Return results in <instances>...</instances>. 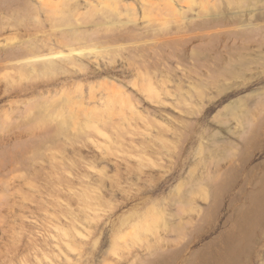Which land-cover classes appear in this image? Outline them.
Returning a JSON list of instances; mask_svg holds the SVG:
<instances>
[{
	"label": "rangeland",
	"instance_id": "rangeland-1",
	"mask_svg": "<svg viewBox=\"0 0 264 264\" xmlns=\"http://www.w3.org/2000/svg\"><path fill=\"white\" fill-rule=\"evenodd\" d=\"M2 1L0 264H263L264 0Z\"/></svg>",
	"mask_w": 264,
	"mask_h": 264
},
{
	"label": "bare ground",
	"instance_id": "bare-ground-1",
	"mask_svg": "<svg viewBox=\"0 0 264 264\" xmlns=\"http://www.w3.org/2000/svg\"><path fill=\"white\" fill-rule=\"evenodd\" d=\"M2 1V0H1ZM4 1V0H3ZM2 1V2H3ZM16 1H18V0H16ZM27 1V0H26ZM149 1V0H148ZM168 1V5L170 6V8L171 9H173V10H175V5H174V2H172V0H167ZM188 1H190V0H188ZM187 1V2H188ZM6 2H10V1H6ZM13 3H12V5L14 4L15 5V3H14V1H12ZM20 2V1H19ZM23 3H24V1H22ZM59 2H60V0H31V2L29 3V1H28V3L27 4H25L24 6H23V8L22 9H25V10H32V9H36V7H37V9H44V13H46V14H49V13H51V12H53V11H55L56 9H57V7H58V5H59ZM151 2V1H150ZM166 2V1H165ZM23 3H21L22 5H23ZM185 3V2H184ZM2 3H0V5H1ZM4 4H5V2H4ZM7 4V3H6ZM9 4H11V2L9 3ZM98 4H100V5H107V6H110L111 7V10L112 11H115V10H118V8H119V6H118V3L117 2H110L109 0H100L99 1V3ZM20 5V4H19ZM19 5H17V7L19 6ZM93 6H94V4H92ZM124 5H127L128 6V8H129V10H131L132 12H133V14H134V10H135V8H134V6L132 5V4H124ZM2 6V5H1ZM7 6H9V5H7ZM2 7H4V6H2ZM19 7H21V6H19ZM19 7L18 8H15L14 7V9L13 10H10V11H7V14H18L19 12H20V9H19ZM6 9V8H5ZM130 12V11H129ZM132 12H130V14L132 13ZM16 47H14V48H16V51H18V50H20L21 49V45H15ZM13 49V48H12ZM12 49H9L10 51H2V52H0V57H2V59H13L14 61H19V60H21V59H24V60H27L28 59V61L30 60L31 62H33V61H36V60H38V59H40V58H43L46 54L45 53H35V52H32L31 54H29V55H27V56H20V55H18V56H14V51L12 50ZM93 50H96V51H99L100 49H99V47H93ZM59 53H54V52H52V53H47V55H50V56H56V55H58ZM17 63V62H16ZM15 64V63H14ZM1 65V64H0ZM1 68H2V66H0ZM0 68V69H1ZM196 109H198V108H196ZM199 112V111H198ZM220 112H221V110H220ZM216 113H218V112H216ZM215 115V114H214ZM45 116V115H44ZM215 116H220V114L219 115H215ZM40 117V116H39ZM27 118V117H26ZM41 118V117H40ZM3 119H5V118H3ZM216 119V118H215ZM217 120V119H216ZM218 120L221 122V119H220V117H218ZM5 121V120H4ZM100 121H102V120H100ZM100 121H96V122H93V123H89L88 125L89 126H91L92 128H94V129H96V130H98L99 129V124H100ZM6 122V121H5ZM13 122V121H12ZM24 123H25V121H23ZM23 122H18V123H21V128H23L22 127V125H24V128H25V125L27 124V123H23ZM216 122H218V121H216ZM2 123V122H1ZM7 123V122H6ZM17 123V124H18ZM107 123V122H106ZM104 124L105 126L106 125H109L108 123L107 124ZM111 123V122H110ZM28 124H32V123H28ZM27 124V125H28ZM74 124V123H73ZM3 125H5V123H3ZM15 125V124H14ZM26 125V126H27ZM30 125H29V128H30ZM35 125V124H34ZM33 126V125H32ZM31 126V127H32ZM111 126H113V125H111ZM5 127H6V125H5ZM17 127H19V126H17ZM11 128H12V126H11ZM28 127H26V129H27ZM4 129V128H3ZM14 129H16V128H14ZM31 129V128H30ZM41 129V128H40ZM4 130H7L6 128L4 129ZM18 130H21V129H18ZM39 132H42V131H39ZM7 133V132H6ZM39 133L37 132V133H35L32 137H37V135H38ZM44 135V134H43ZM42 134L40 135L39 134V136H43ZM7 137V136H6ZM175 153V155H177L176 154V151L174 152ZM217 166V165H216ZM229 168H230V166H229ZM228 168V169H229ZM227 169V170H228ZM226 171V170H225ZM228 171H230V170H228ZM225 173H227V171L225 172ZM224 172H223V174H225ZM229 173V172H228ZM227 173V174H228ZM230 174V173H229ZM219 175V174H218ZM221 175H222V173H221ZM221 178V177H220ZM237 179V178H236ZM217 180H218V178H217ZM216 183H218V182H216ZM211 184H213V183H211ZM214 185H216V184H214ZM220 185V184H219ZM224 185V184H223ZM222 185V186H223ZM244 186V185H243ZM252 186V185H251ZM223 187H225V185L223 186ZM245 187V186H244ZM243 188V187H242ZM225 189V188H224ZM221 190V189H220ZM240 190V189H239ZM243 190V189H242ZM216 191H218V190H216ZM241 191V190H240ZM223 192V191H222ZM221 193V192H220ZM248 193V192H247ZM222 194V193H221ZM250 194V193H249ZM218 195V194H217ZM220 195V194H219ZM223 195V194H222ZM251 195V194H250ZM215 196V195H214ZM245 196H247V195H245ZM216 197V196H215ZM214 197V198H215ZM218 197V196H217ZM237 196H235V198H236ZM250 197V196H249ZM218 199V198H217ZM232 199V198H231ZM212 200H215V199H212ZM220 202V201H219ZM231 202V201H230ZM213 204H214V202H213ZM215 204H216V202H215ZM219 205V204H218ZM242 205V204H241ZM244 205V204H243ZM247 206H249V205H247ZM215 207V206H214ZM217 207V206H216ZM238 208H239V206H238ZM238 208H236L235 209V211L234 212H236V211H239L238 210ZM192 209H194V208H192ZM214 209V208H213ZM241 209V208H240ZM244 209H247L246 208V206H245V208ZM250 209H251V206H250ZM253 210H254V208H252ZM251 209V210H252ZM210 210H212V209H210ZM210 210H208V211H210ZM248 210V209H247ZM258 210H261L260 209V207L258 208ZM214 211L215 210H213V212H211L212 214L214 213ZM241 211V210H240ZM255 211H257V210H254V212ZM264 211V210H263ZM247 211H245L244 213H246ZM248 212H250V210H248ZM233 213V212H232ZM237 213H239L240 214V212H237ZM211 214V215H212ZM231 214V213H230ZM238 214V215H239ZM248 214V213H247ZM202 215V214H201ZM208 215H210V214H208ZM232 215H234V214H232ZM235 216V215H234ZM248 216V215H247ZM250 217H251V215H249ZM248 216V217H249ZM257 216H259V215H257ZM256 216V217H257ZM264 216V215H263ZM231 217V216H230ZM253 217V216H252ZM260 217V216H259ZM262 217V216H261ZM190 218V217H189ZM205 218V217H204ZM207 218V217H206ZM206 218H205V220H206ZM232 218V217H231ZM254 218V217H253ZM233 219V218H232ZM255 219V218H254ZM253 219V220H254ZM258 219H260V218H258ZM257 219V220H258ZM227 219H225V221H226ZM249 221V220H248ZM259 221H261V220H259ZM251 222V221H250ZM256 222V221H255ZM232 223H233V221H232ZM241 223V222H240ZM254 223V222H253ZM252 223V224H253ZM234 224V223H233ZM237 224H239V222H237ZM248 224H250V223H248ZM257 224V223H256ZM256 224H255V226H256ZM234 225H236V224H234ZM239 225H242V224H239ZM238 225V226H239ZM259 225V224H258ZM248 226V225H247ZM253 226V225H252ZM237 227V226H236ZM242 227V226H241ZM251 227V226H250ZM250 227H249V230L251 231V230H253V229H250ZM238 228V227H237ZM244 228V227H243ZM246 228V227H245ZM248 228V227H247ZM246 228V229H247ZM238 229H240V228H238ZM255 229H257V228H255ZM242 230L243 229H241V233H242V235L244 234L243 232H242ZM245 230V229H244ZM249 230H247V231H249ZM229 231V230H228ZM227 231V232H228ZM240 231V230H239ZM221 232H223V231H221ZM245 232V231H244ZM260 232H262V230L260 231ZM225 233V232H224ZM229 233L231 234V229H230V231H229ZM233 233H235V231H233ZM247 233V232H246ZM251 233H253V232H251ZM250 233V234H251ZM227 234V233H226ZM250 234H248V235H250ZM221 235H223L222 233H221ZM228 235V234H227ZM241 235V236H242ZM245 236H246V234H244ZM255 234H253V236H254ZM231 236V235H230ZM233 236V235H232ZM223 237H225L224 235H223ZM236 237V236H235ZM220 238H221V236H220ZM229 238V237H228ZM243 238H245V237H243ZM226 239V238H225ZM234 239V238H233ZM238 239V238H237ZM211 240V239H210ZM218 240V239H217ZM221 240V239H220ZM241 240V239H240ZM239 240V241H240ZM219 241V240H218ZM245 241H246V239H245ZM211 242V241H210ZM212 242H213V240H212ZM211 242V243H212ZM248 242V241H247ZM246 242V243H247ZM258 242V241H257ZM206 243V242H205ZM208 243V242H207ZM224 243H225V241H224ZM227 243V242H226ZM230 243H232V242H230ZM233 243H234V241H233ZM209 244V243H208ZM228 244V243H227ZM236 244H238L239 245V243H236ZM235 244V245H236ZM251 244H252V242H251ZM212 245V244H211ZM214 245V244H213ZM242 245V244H241ZM250 245V244H249ZM206 246V245H205ZM205 246H203V247H205ZM210 246V245H209ZM233 246V245H232ZM240 246V245H239ZM238 246V247H239ZM253 246V245H252ZM202 247V248H203ZM207 247V246H206ZM212 247V246H211ZM225 247V246H224ZM223 247V248H224ZM226 247H228L227 245H226ZM226 247L224 248V249H226ZM231 246H229V248H230ZM242 247V246H241ZM240 247V249H242ZM244 247V246H243ZM254 247V246H253ZM208 248H210V247H208ZM247 248V247H246ZM181 249V248H180ZM205 249V248H204ZM207 249V248H206ZM213 249V248H212ZM217 249V248H216ZM231 249V248H230ZM247 249H249V248H247ZM197 250L198 249H196V252H197ZM202 250V249H201ZM219 250V249H218ZM229 250V249H228ZM233 250V249H232ZM249 250H252L251 248L249 249ZM181 251V250H180ZM195 251V250H194ZM230 251V253L232 254V252H231V250H229ZM235 251H238V250H235ZM233 252V253H236V252ZM242 251H244V250H241V252H239V253H241V255H242ZM200 252V251H199ZM217 252V251H216ZM223 252V251H222ZM225 252H227V249H226V251ZM249 253V252H248ZM191 254V253H190ZM194 254H196V253H194ZM199 254V253H198ZM201 254V253H200ZM210 254V253H209ZM224 254V253H223ZM245 254V256L247 257V255H246V253H244ZM243 254V255H244ZM191 255H193V254H191ZM190 255V256H191ZM214 255V254H213ZM236 255V254H235ZM237 255H239V254H237ZM193 256H195V255H193ZM200 256V255H199ZM203 256V255H202ZM209 257H211V256H209ZM213 257V256H212ZM211 257V258H212ZM222 258V257H221ZM239 258V257H238ZM185 259H186V257H185ZM218 259H220V257H218ZM224 259V258H223ZM227 259H228V257H227ZM230 260V257H229V259H228V261ZM232 260H233V258H232ZM189 261V260H188ZM247 261H248V257H247ZM264 261V260H263ZM262 261V262H263ZM199 262V261H198ZM213 262V261H212ZM216 262V261H215ZM223 262V261H222ZM239 262V261H238ZM245 262V261H244ZM200 263H201V261H200ZM231 264H232V262H230ZM198 264V263H197ZM207 264H209V263H207ZM224 264V263H223ZM225 264H227V262L225 261ZM229 264V263H228ZM235 264H236V260H235ZM238 264V263H237ZM240 264V263H239ZM263 264H264V262H263Z\"/></svg>",
	"mask_w": 264,
	"mask_h": 264
}]
</instances>
